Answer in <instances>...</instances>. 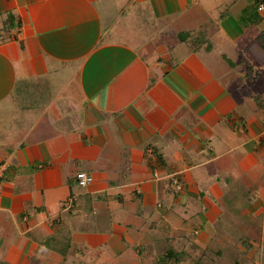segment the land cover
<instances>
[{
    "label": "crops",
    "instance_id": "obj_1",
    "mask_svg": "<svg viewBox=\"0 0 264 264\" xmlns=\"http://www.w3.org/2000/svg\"><path fill=\"white\" fill-rule=\"evenodd\" d=\"M254 2L0 0V262L264 264Z\"/></svg>",
    "mask_w": 264,
    "mask_h": 264
},
{
    "label": "rangeland",
    "instance_id": "obj_2",
    "mask_svg": "<svg viewBox=\"0 0 264 264\" xmlns=\"http://www.w3.org/2000/svg\"><path fill=\"white\" fill-rule=\"evenodd\" d=\"M117 39H119V38H117ZM121 39V38H120ZM123 39V38H122ZM124 41H128V42H131V40H127V39H125L124 38ZM139 51H140V54H142L144 57H149L150 55H152L153 54V51L152 50H143L142 49V46H139L138 45V43H136V42H131ZM151 44L152 45H154V41H152L151 42ZM150 43H148V46L150 47V45H151ZM147 46V45H146ZM178 48H183V47H178ZM145 49H147V48H145ZM178 50H180V49H178ZM170 52V51H169ZM179 52L180 51H177L176 52V54L178 53L179 54ZM172 52H170V54H171ZM182 54H179V55H177V56H174V58L175 59H177L178 57H180ZM260 69V68H259ZM262 70H263V73H264V64L262 65ZM244 72L245 71V67L244 66H240V67H237L234 71H233V73L235 74V75H238L240 72ZM254 73V72H253ZM253 73H251L252 74V78L254 77V78H256V76L255 75H253ZM263 76H264V74H263ZM251 77H249V79H252ZM264 78V77H263ZM248 80V78L246 79V81ZM255 80V79H254ZM257 80H258V78H257ZM244 81V80H243ZM243 81L241 82V87L244 85H242V83H243ZM227 85H229V83L227 84ZM231 85V84H230ZM248 86V83L247 84H245V90L247 89V91H248V93H249V87H247ZM244 90V89H243Z\"/></svg>",
    "mask_w": 264,
    "mask_h": 264
},
{
    "label": "built area",
    "instance_id": "obj_3",
    "mask_svg": "<svg viewBox=\"0 0 264 264\" xmlns=\"http://www.w3.org/2000/svg\"><path fill=\"white\" fill-rule=\"evenodd\" d=\"M264 9V6L262 4H259L257 6V10L258 12H261L263 11ZM92 181V177L83 172V171H79L75 174V183L80 186V187H83V186H86L87 184H89L90 182ZM173 187L178 190L180 189V184L177 182V181H174L173 182Z\"/></svg>",
    "mask_w": 264,
    "mask_h": 264
},
{
    "label": "trees",
    "instance_id": "obj_4",
    "mask_svg": "<svg viewBox=\"0 0 264 264\" xmlns=\"http://www.w3.org/2000/svg\"><path fill=\"white\" fill-rule=\"evenodd\" d=\"M255 9L257 10V6L259 5V4H262L263 6H264V0H255ZM255 10V11H256ZM258 11V10H257ZM256 11V12H257ZM256 12L253 14V16L255 17V21L257 20V21H264V16L262 15H257L256 14ZM251 19V18H250ZM13 22V19H12V17L11 16H8L7 17V20H6V23L7 24H11ZM18 24V22H16V25ZM188 36V33L187 34H185V33H180L179 34V38H180V40H185V38ZM258 39H259V41H260V45L264 48V31L263 32H261L260 33V35H259V37H258ZM0 264H7V263H2V262H0Z\"/></svg>",
    "mask_w": 264,
    "mask_h": 264
}]
</instances>
